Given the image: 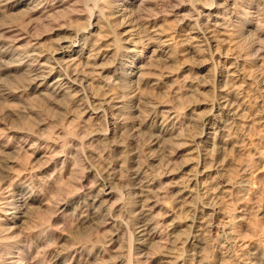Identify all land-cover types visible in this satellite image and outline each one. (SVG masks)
<instances>
[{
	"label": "bare ground",
	"instance_id": "obj_1",
	"mask_svg": "<svg viewBox=\"0 0 264 264\" xmlns=\"http://www.w3.org/2000/svg\"><path fill=\"white\" fill-rule=\"evenodd\" d=\"M83 1L0 0V78H23L0 87V99L16 104L47 95L45 106L59 115L14 127L20 110H0V264H264V243L257 235L246 239L244 220L247 198L258 192L254 179L264 174V143L247 154L248 163L258 160L245 164L248 179L223 173L227 152L236 149L231 134L237 139L252 122L229 57L216 52L217 96L192 101L184 115L132 89L159 91L179 72L173 37L155 14L160 8L175 21L180 53L198 71L210 48L247 33L264 37V0ZM61 10L63 18L54 16ZM5 17L15 20L1 22ZM133 18L142 20V34ZM37 20L43 33L35 34ZM247 47L258 44L253 39ZM188 87L193 97L211 88L195 78ZM141 108L147 115L139 120ZM23 114L31 119L36 111ZM9 152L19 159L3 156ZM70 165L77 175L51 196ZM234 187L242 192L236 199L227 189ZM40 207L48 210L47 225L25 227Z\"/></svg>",
	"mask_w": 264,
	"mask_h": 264
},
{
	"label": "rangeland",
	"instance_id": "obj_2",
	"mask_svg": "<svg viewBox=\"0 0 264 264\" xmlns=\"http://www.w3.org/2000/svg\"><path fill=\"white\" fill-rule=\"evenodd\" d=\"M79 2L81 4L84 3L83 0H79ZM88 5H90V3ZM156 10L157 9H155L154 11H156ZM58 12H59V14H58ZM58 12L55 13L54 16H58V17L60 16L61 18H63L66 15L65 13L67 11L66 10H63V12H62V10H61V11H58ZM164 13H166L165 12V9L164 10L163 9L161 10V8H160L158 10V12L155 13V14H157V16H159V18H162L163 19V21L159 23L160 29L161 30H164V32L168 36L171 35L173 37L172 38V40H173L172 42H173L174 45L172 46L173 48L172 47L171 48L173 50H175L174 51V55L176 57V62H177L175 68H176V70L177 69L179 70V72H178V74H177V76H176V78L174 80V84L173 85L170 84V83L166 84L165 86H163L160 89L161 91L160 90L159 91L158 90H153L152 88L144 87V86H138V85L137 86L136 85L133 86L132 89L135 90V91H140L144 95H155V96L157 95L156 98H159V99H162L163 98L162 100L167 101V103L170 104V105H172V107L175 108V110L178 109L177 111L180 112V113H182L184 115V113L189 108V106H191L193 104V102H195L196 100H199V101H202L203 100V102L209 103L213 98H215L217 96V94H218V91L217 90L219 89V84L217 83V71H218L217 68L219 67L218 60H220V59L217 58L218 55H216V52L218 53V51H219V53H221L222 56H224L226 54L225 56L229 57V59H230V64L228 66H230V67L232 66V68H234L235 71L233 70L232 72H233V74L235 73L234 76L237 79V84L239 86H241L240 88L242 90L241 93H242L243 102H244L245 105H247V110L245 111V113L249 116V118H252L251 119L252 122H250V124L248 123L247 127L243 130V133L241 135H239L237 137V139L235 138V134H233V133L231 134V136L233 137V140L236 143L235 144L236 145V149L235 150H229L227 152V156L226 157L228 158V163H227V166H226V168L224 169V172H223L224 175L226 174L225 177L228 180L237 179L238 181L241 180L240 182H242V181L248 179L249 176H250V174H249L250 171L248 169L250 166H246L245 164L254 165V164H257L258 163V160H256V158L254 156L251 157V161L248 163L247 161L249 159V156H247V154L249 153L248 155H251V152L250 151L253 150V148H261L262 147L261 144L263 145V143H264V141L262 140V139H264V136H262V135H264V132L262 131L263 130L262 129L263 127L260 124V122L264 120V107H263L264 105L262 104V100H261L264 97V39H263L264 37H261L260 40H259V38L258 39H255L253 37L254 36L253 33H247V34H244V35H242V36H240L238 38H233L231 40L229 39V41H227L224 44H222L223 46L221 44H219L218 45V48L217 47H215V48L212 47L213 49L210 48V52H206V59L208 61L207 65L205 66L204 69L196 71L195 68H194V66H195L194 59L192 57H190V56H186V55H183V53H180L181 48L179 47L180 42L178 41V39L180 40V37H178V38L176 37V39H175V35L173 33V31L175 29V24H176L175 21L172 18H166V17H164L163 16ZM109 14H110V11H109V8H108V10L106 12H104V14H103V17H105V18L101 17L99 19V25L102 28H106L107 27L106 24L109 23ZM14 20H15L14 18H11L10 19V17H5L4 20H2L1 22L8 23V22L14 21ZM133 20L138 23L137 24L135 22L134 23V27L136 26V30H138L140 28L139 29V33L142 34L143 33L142 32V26H141L142 20L139 19V18H133ZM114 22L115 23L117 22L116 23L117 25H115V27H117L119 29V27H118V25H119L118 24V21L115 20ZM37 24H38L36 26L37 27V31H35V34L43 33L46 30V28H44L45 26H43V24H44L43 21H40L39 20L37 22ZM142 38L143 37H141L140 39H142ZM253 39L258 44V48H256L257 51L256 50L251 51L247 47V43H249ZM49 43L50 42L48 40H45L43 42V44H44L43 46L44 47H47L49 45ZM0 46H1V43H0ZM214 50H215V52H213ZM209 53L211 54V56H210ZM230 55H232V57ZM233 56H234V58H233ZM237 59H238V61H237ZM235 60H236V62H235ZM239 61H240V64H239ZM186 62H187V64H186ZM246 62H247V64H246ZM180 65H181V67H180ZM181 69H183V70H181ZM236 70H238V71H236ZM186 71H188V72H186ZM239 76H240V78H239ZM18 77L19 76H17V77H9V78L4 77V76L1 77L0 78V87L1 88L3 87L2 89H4V87H9V88L10 87H14L15 85H17L18 83H20L23 80V78H21V77L18 78ZM177 77H178V79H177ZM194 78L197 81H205V80L206 81H209V86L211 88H204V90L202 89L203 92L200 93L199 96H197V97L191 96V94L189 92H187V90H188L187 88H189L188 87V83L190 81H194ZM184 80H185V82H184ZM240 81H241V83H240ZM226 84H227V82H226ZM182 88H183V90H182ZM184 91H186V92H184ZM180 92H182V93H180ZM155 93H158V94H155ZM200 95H202L203 97L200 96ZM182 97H183V99H182ZM48 98H49V96L46 95V96L41 97V98H38V99H34V98L27 99L25 102H20L21 105H19L20 103H16V104L13 103L12 104V103H8V102H4V101H2L0 99V110H2V109H13L14 111H17V110L19 111L20 110L19 113H22V114H19V117L17 116L15 119H13L12 122H10V125L12 124L11 126L14 125V127H18V126L19 127H23V125H25V124L29 125L33 120H40V118L42 119V118H45V117H52L54 114H55L53 116L54 118L57 117V116L59 117V115L57 113H55L53 109H51V111H50V109L45 106V103H46V101H47ZM187 99H188V101H187ZM64 101L65 100H63V99H59L58 102L60 104L64 105V104L67 103L66 101H65L66 103ZM173 102H174V105H173ZM185 103H187V104H185ZM248 105H249V107H248ZM28 107H32L36 111V114H35L36 116L35 115L34 116L33 115L31 116L33 119L32 118L31 119H28V116L26 117L23 114V111L26 108H28ZM197 110H196L195 114L197 116H199V115L201 116L206 111V107L205 106H202V107H199V109H197ZM140 111H141V113H140L138 119L139 120H142L143 116L145 117V115H147V110L144 109V111H143V109L141 108ZM258 121H260V122L257 124ZM70 123H68V124L70 125ZM65 126L67 128V123H65ZM70 126L68 127L69 129H71L73 125H70ZM182 128H183V130L185 129L184 126H182ZM47 129H48V127H47ZM43 131L44 132L41 131V135H45L49 130H43ZM230 132H232V131H230ZM46 135H48V133ZM125 137L126 136L124 135V138ZM140 143H139V145H141ZM3 156H5V158L8 156L7 158L13 159L16 155L13 152L12 153L9 152L8 155L5 154ZM245 159H246V161H245ZM235 165H237V166L235 167ZM238 165H239V167H238ZM12 167H13V170L14 169L16 170L17 168H19L18 164L13 165ZM74 167L75 166L70 165V167L67 170V173L61 179V181L60 182L58 181V182L53 183L54 188H53V191L50 193L51 196L52 195L55 196L59 192V190H61L60 186H62V183L64 185H67L70 182L69 180L72 179L75 175H77V172H76L77 170ZM72 169H74V170H72ZM226 169H227V171H226ZM231 169H233V170H231ZM236 175H238L239 178H242V179L237 178L238 176H236ZM254 182H255L254 183L255 189L259 193H261V194H259L257 192L255 195H252L253 197L256 196L257 198L256 197L253 198L252 196H250V198L249 197L247 198V201H246V209L248 211H246V215L247 216L245 215V219L244 220H245V222H246V224H247V226L249 228V232H248V238H246V239H249V240L251 239L252 240V239H256V237H257L259 239H262V242L264 243V217H263L264 216V211H263V209H264V194H263L264 193V174L256 177L254 179ZM117 188H118V190H120V186L117 185ZM227 189L230 192L231 196H233L232 197L233 199L239 198L242 195L241 194L242 192H241V190L239 188L234 187V188H227ZM262 195H263V197H261ZM47 198L49 199V197H47ZM122 199H124L123 196H122ZM40 208L33 209V211L31 212V217L33 219L30 220L33 223H31L30 221H28V222H26L25 227H27V226L31 227L33 225H36V226H39V227H44V226L47 225L46 223H48V216H49L48 210L45 209L44 207H40ZM250 215H251V217H250ZM248 218H250L251 220L248 219ZM251 221H252V223H251ZM258 222H260V223H258ZM249 223H251V224L248 225ZM252 224H253V227H251ZM86 231H88V229ZM86 231L85 232L84 231L81 232V233H83V234H81L82 237L83 236H86V234H87ZM62 232H67V231L64 230ZM121 240L123 241V243H121L120 245L122 247H124V248H127L128 240L125 237L122 238ZM124 244H126V245H124Z\"/></svg>",
	"mask_w": 264,
	"mask_h": 264
}]
</instances>
